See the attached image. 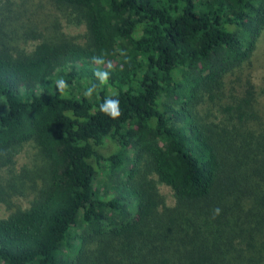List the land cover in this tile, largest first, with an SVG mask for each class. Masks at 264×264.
I'll return each instance as SVG.
<instances>
[{
  "label": "trees",
  "instance_id": "trees-1",
  "mask_svg": "<svg viewBox=\"0 0 264 264\" xmlns=\"http://www.w3.org/2000/svg\"><path fill=\"white\" fill-rule=\"evenodd\" d=\"M263 32L264 0H0V264H264Z\"/></svg>",
  "mask_w": 264,
  "mask_h": 264
},
{
  "label": "rangeland",
  "instance_id": "rangeland-1",
  "mask_svg": "<svg viewBox=\"0 0 264 264\" xmlns=\"http://www.w3.org/2000/svg\"><path fill=\"white\" fill-rule=\"evenodd\" d=\"M65 31L70 35H81L85 34V27H76L70 26L65 23ZM252 78L253 82L259 88L264 87V32L258 43V48L256 50L254 60H253V69H252ZM264 101V98H263ZM118 149V146L111 142L107 141V144L102 148V152L105 156H110L115 153ZM35 151L32 145H28L22 151V153L17 158V168H20L24 164H27L32 157H34ZM101 184L106 183L107 177L106 174H100ZM160 191L165 197L168 206L174 207L176 205V200L172 189L166 185H160ZM17 202L23 207H28L29 203L26 199L17 200ZM133 209V208H132ZM9 215L6 205L0 204V218H6Z\"/></svg>",
  "mask_w": 264,
  "mask_h": 264
},
{
  "label": "clouds",
  "instance_id": "clouds-1",
  "mask_svg": "<svg viewBox=\"0 0 264 264\" xmlns=\"http://www.w3.org/2000/svg\"><path fill=\"white\" fill-rule=\"evenodd\" d=\"M60 85H61V87H63V86H64V82L61 81V82H60ZM115 103H116V102H113V105H115ZM112 115H113V117H115V116L119 115V113H118L117 111L114 110V111L112 112ZM216 211H217V213H218V212H219V209H217Z\"/></svg>",
  "mask_w": 264,
  "mask_h": 264
}]
</instances>
